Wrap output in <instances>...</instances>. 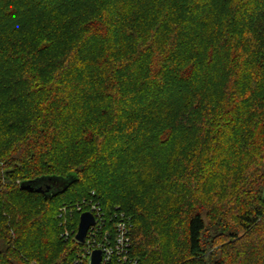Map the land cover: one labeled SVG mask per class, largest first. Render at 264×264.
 <instances>
[{
    "label": "trees",
    "instance_id": "1",
    "mask_svg": "<svg viewBox=\"0 0 264 264\" xmlns=\"http://www.w3.org/2000/svg\"><path fill=\"white\" fill-rule=\"evenodd\" d=\"M263 190L264 0H0V264H70L92 191L141 264H264Z\"/></svg>",
    "mask_w": 264,
    "mask_h": 264
},
{
    "label": "built area",
    "instance_id": "2",
    "mask_svg": "<svg viewBox=\"0 0 264 264\" xmlns=\"http://www.w3.org/2000/svg\"><path fill=\"white\" fill-rule=\"evenodd\" d=\"M60 211L66 215L79 214V218L88 211L95 217V224L88 230L83 243L75 239L78 225L70 232L66 227L67 221L61 222L65 229L63 236L69 238L74 235L75 241L80 244V250L70 264H92L95 251L101 252L99 264H141L139 257L132 251L131 217L119 207L105 208L95 191L75 204L63 206Z\"/></svg>",
    "mask_w": 264,
    "mask_h": 264
},
{
    "label": "water",
    "instance_id": "3",
    "mask_svg": "<svg viewBox=\"0 0 264 264\" xmlns=\"http://www.w3.org/2000/svg\"><path fill=\"white\" fill-rule=\"evenodd\" d=\"M54 178H69L67 185L62 189H56L54 185ZM75 174L72 173L67 177H40L34 180L21 182V188L24 190L39 191L45 194H54L61 190H64L73 180ZM95 224V217L91 212H83L79 218L78 230L75 235V239L79 242H85L88 230ZM101 261V252L95 251L93 254V263L99 264Z\"/></svg>",
    "mask_w": 264,
    "mask_h": 264
},
{
    "label": "rangeland",
    "instance_id": "4",
    "mask_svg": "<svg viewBox=\"0 0 264 264\" xmlns=\"http://www.w3.org/2000/svg\"><path fill=\"white\" fill-rule=\"evenodd\" d=\"M69 181V178H54V185L56 189H62L65 187V185H67ZM84 198V197H83ZM82 198V199H83ZM59 214L60 216H58V219L60 220V222H62L63 220L68 221V230L70 232H72V230L75 229V220H74V216L73 215H67L66 214H62V212L60 211L59 208ZM62 225V224H61ZM62 230H65L64 228Z\"/></svg>",
    "mask_w": 264,
    "mask_h": 264
}]
</instances>
